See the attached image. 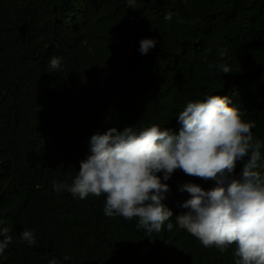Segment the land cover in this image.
<instances>
[{"label": "trees", "instance_id": "obj_1", "mask_svg": "<svg viewBox=\"0 0 264 264\" xmlns=\"http://www.w3.org/2000/svg\"><path fill=\"white\" fill-rule=\"evenodd\" d=\"M143 38L158 41L147 55ZM53 56L61 72H48ZM209 95L227 96L264 143V0H0V228L13 236L0 264H235V245L206 248L175 223L190 198L178 186L215 181L175 170L163 201L174 227L151 234L137 218L105 216V195L53 189L71 184L94 134H178L179 112ZM25 228L37 245L19 240Z\"/></svg>", "mask_w": 264, "mask_h": 264}, {"label": "clouds", "instance_id": "obj_2", "mask_svg": "<svg viewBox=\"0 0 264 264\" xmlns=\"http://www.w3.org/2000/svg\"><path fill=\"white\" fill-rule=\"evenodd\" d=\"M127 4L134 9L136 0ZM173 15L169 11L164 19L172 21ZM157 43L154 38H143L138 51L147 55ZM219 54L224 59L227 49H219ZM61 65L62 59L53 56L48 72H61ZM216 67L218 72L231 73L226 64ZM177 117L178 134L159 125L139 131L134 126L112 127L94 134L90 154L80 161L71 184L54 182V191L68 192L79 200L105 195V216L137 218V229L151 234L161 232L165 224L168 231L174 227L170 222L173 211L163 201L170 191L166 182L175 170L215 181L208 190L191 182L178 186L190 198L182 204L188 211L175 216L176 225L202 246L215 247L220 253L235 245V264H264V172L260 171L264 169V143L254 140L255 123L245 122L229 98L220 95L188 102ZM239 161L244 166L236 174ZM9 232V227L0 228V255L13 242ZM19 240L29 247L38 243L27 228ZM49 264L58 262L53 258Z\"/></svg>", "mask_w": 264, "mask_h": 264}]
</instances>
